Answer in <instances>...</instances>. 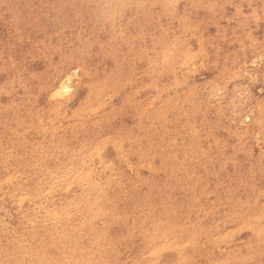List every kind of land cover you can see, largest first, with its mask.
<instances>
[{
	"label": "rangeland",
	"instance_id": "obj_1",
	"mask_svg": "<svg viewBox=\"0 0 264 264\" xmlns=\"http://www.w3.org/2000/svg\"><path fill=\"white\" fill-rule=\"evenodd\" d=\"M0 264H264V0H0Z\"/></svg>",
	"mask_w": 264,
	"mask_h": 264
},
{
	"label": "bare ground",
	"instance_id": "obj_2",
	"mask_svg": "<svg viewBox=\"0 0 264 264\" xmlns=\"http://www.w3.org/2000/svg\"><path fill=\"white\" fill-rule=\"evenodd\" d=\"M178 73V72H177ZM173 74V73H172ZM71 80H72V78L71 77H68V78H66L65 80H64V82L61 84V86L60 87H58L57 89H58V91H57V94H56V92H55V95H58V94H62L63 92H69L71 89H73V88H71V86H70V84H69V82L71 83ZM176 80V79H175ZM178 81V80H177ZM173 82V81H172ZM176 83V82H175ZM177 84V83H176ZM185 84V83H184ZM189 84V83H188ZM229 87V86H228ZM71 92V91H70ZM173 96V95H172ZM62 97H64V96H62ZM82 111V110H81Z\"/></svg>",
	"mask_w": 264,
	"mask_h": 264
}]
</instances>
